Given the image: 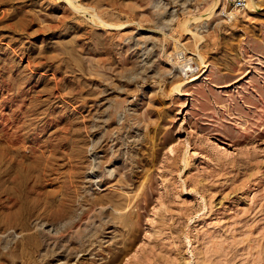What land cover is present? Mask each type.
<instances>
[{"label": "rangeland", "instance_id": "obj_1", "mask_svg": "<svg viewBox=\"0 0 264 264\" xmlns=\"http://www.w3.org/2000/svg\"><path fill=\"white\" fill-rule=\"evenodd\" d=\"M232 1L0 0V264H264V0Z\"/></svg>", "mask_w": 264, "mask_h": 264}, {"label": "built area", "instance_id": "obj_2", "mask_svg": "<svg viewBox=\"0 0 264 264\" xmlns=\"http://www.w3.org/2000/svg\"><path fill=\"white\" fill-rule=\"evenodd\" d=\"M232 3L234 9L238 11L244 10L247 6V0H233Z\"/></svg>", "mask_w": 264, "mask_h": 264}, {"label": "bare ground", "instance_id": "obj_3", "mask_svg": "<svg viewBox=\"0 0 264 264\" xmlns=\"http://www.w3.org/2000/svg\"><path fill=\"white\" fill-rule=\"evenodd\" d=\"M187 71H189V70H187ZM57 212H58V211H57ZM60 212H61V211H60ZM60 212H59V213H60ZM64 212H66V211H64ZM59 213H58V214H59ZM62 213H63V212H62ZM58 214H57V215H58Z\"/></svg>", "mask_w": 264, "mask_h": 264}]
</instances>
